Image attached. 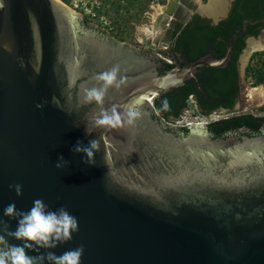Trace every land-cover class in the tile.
<instances>
[{
	"label": "water",
	"instance_id": "water-1",
	"mask_svg": "<svg viewBox=\"0 0 264 264\" xmlns=\"http://www.w3.org/2000/svg\"><path fill=\"white\" fill-rule=\"evenodd\" d=\"M209 2L169 0L153 21V36L140 30L137 41L163 48L169 29L171 40L192 14L212 23L224 19L228 1L215 16L199 11ZM85 24L93 26L58 0H0V220L15 231L17 220L3 209L15 203L26 212L36 199L76 217L79 231L71 241L26 250L29 256H59L83 245L81 264H264V128L256 136L240 129L215 138L207 124H193L184 126L187 134H175L181 127L169 131L152 119L147 101L182 86L199 67H224L246 21L222 58L199 57L162 74L144 57L131 70L137 54L89 33ZM249 40L264 47V29L245 49ZM113 67L120 86L109 87L100 104L87 101L86 91L101 88L99 74ZM113 107L122 121L129 108L139 116L131 125L86 135L85 125ZM238 110L244 108L220 112ZM99 138L95 165L84 164L73 146ZM60 156L69 163L57 169ZM14 184L23 186L19 197L9 187Z\"/></svg>",
	"mask_w": 264,
	"mask_h": 264
},
{
	"label": "trees",
	"instance_id": "trees-1",
	"mask_svg": "<svg viewBox=\"0 0 264 264\" xmlns=\"http://www.w3.org/2000/svg\"><path fill=\"white\" fill-rule=\"evenodd\" d=\"M263 0H234L228 17L220 21L216 27H208L209 21L203 20L195 16L187 23L188 27L191 25L198 26L199 30H192L188 27L189 35L193 39H185L184 33L179 36V41L183 44L187 42L200 41L198 53L190 55L192 59L197 58V54L205 51L207 47H214L216 51V58L220 59L224 56L226 50V43L229 37L235 32L241 31V23L246 21L245 31L242 36L233 41V48L236 53L228 63L221 68L199 67L196 74L192 77L196 79V83L191 79L187 80L184 85L178 88L182 93L178 96L176 91L164 94L160 102L155 101L151 109L156 111L165 121L178 120L184 112V100L192 96L197 112L204 115L211 111L216 112L220 108L231 109L238 101L240 91L237 87L239 81L238 75V57L244 49V43L241 38L244 36H255L257 30L264 26L259 20L263 17ZM196 19V20H195ZM201 26V28H200ZM203 27V28H202ZM219 35L223 41L218 39ZM172 64L166 63V69H171ZM261 79V78H260ZM237 87V88H236ZM186 108V106H185ZM264 128V116H254L252 114H240L226 117L206 125L207 131L215 138H222L231 132L236 134L238 130L245 129L248 131L246 135L256 136L260 135ZM181 133L187 134L188 129L180 128Z\"/></svg>",
	"mask_w": 264,
	"mask_h": 264
},
{
	"label": "clouds",
	"instance_id": "clouds-1",
	"mask_svg": "<svg viewBox=\"0 0 264 264\" xmlns=\"http://www.w3.org/2000/svg\"><path fill=\"white\" fill-rule=\"evenodd\" d=\"M119 69L113 67L109 71L99 74L98 79L103 82L101 88H92L86 91V100L95 101L100 104L103 102L105 92L113 85L120 86L123 81H117ZM47 103V101H45ZM52 103L59 107L58 99L53 96ZM37 108H43L44 103L37 104ZM139 113L133 108H129L126 113V120L122 121V115L115 107L109 113L102 111L94 119L93 125H85L86 135H91L94 128L106 127L109 129H116L126 122L131 125ZM101 148V139H92L88 145L85 146L81 141H78L73 146L72 151L75 154H83L82 162L86 165H95V153L99 152ZM69 161L65 160L63 156L58 157L56 168L61 169L65 167ZM10 189H14L16 195H22L21 184L9 185ZM3 215L17 220V228L11 231L10 225L6 221L0 220V264H81V257L84 253L83 245L65 251L57 256L52 251H46L45 254L37 256L27 255L26 250L40 252V249H54L72 240V234L79 231V225L76 217L70 212L60 207L55 211L49 210L48 206L41 199L33 201V206L28 211H20L17 209L15 203L8 204L3 209ZM11 237L15 240L21 241V245L10 244L5 237Z\"/></svg>",
	"mask_w": 264,
	"mask_h": 264
},
{
	"label": "rangeland",
	"instance_id": "rangeland-1",
	"mask_svg": "<svg viewBox=\"0 0 264 264\" xmlns=\"http://www.w3.org/2000/svg\"><path fill=\"white\" fill-rule=\"evenodd\" d=\"M72 11L82 17V20L106 32V34L117 41L131 43L137 41V29L141 25H150L152 7L157 5L166 6L169 0H60ZM204 3L206 0H200ZM245 49V47H244ZM242 55V52L239 56ZM240 96L236 106H242L244 110L235 113L222 114L220 111L210 114H199L190 103L187 102L185 111L179 118V123L170 122L169 126L183 127L187 123L205 124L226 117L240 114H252L264 116V102H247L244 99L247 88L258 85L264 87V50L253 52L245 62L238 59ZM261 78V79H260ZM248 96V94H247ZM199 124V125H200Z\"/></svg>",
	"mask_w": 264,
	"mask_h": 264
},
{
	"label": "flooded vegetation",
	"instance_id": "flooded-vegetation-1",
	"mask_svg": "<svg viewBox=\"0 0 264 264\" xmlns=\"http://www.w3.org/2000/svg\"><path fill=\"white\" fill-rule=\"evenodd\" d=\"M227 1H228L229 4H228V7H227L226 17L224 19L220 20V21H223V20H225L228 17V15L230 13V10H231V7H232V3L234 2V0H227ZM262 7L264 9V0L262 1ZM195 16H197V17H199V18H201L203 20L209 21L208 27H216L217 24L220 22V21H218L217 23H212V21L210 19H207V18H205L203 16H200L198 14H192L190 16L189 20L187 21V23L189 21H191ZM151 22H152V20H151ZM259 22L260 23H264V11H263V17H262V19L259 20ZM187 23L181 28V30L177 33V35L174 38H172L171 40H170L171 31H173V28L169 29L170 32H167L166 35H165V39L167 41L166 42L161 41V43H164V44L166 43L167 44L166 47H163V48H157V47L144 45V44H141L139 41H136V40H133L131 43H129L127 41H117V40H114V39L111 40V41L113 43L114 42H119V43L123 44L125 48H128L133 53L137 54V57L139 59L137 58L135 60L134 59L130 60L129 61L130 64L127 66V67L131 68V70L135 71L136 67H137V64H139L140 58L144 57L147 60H150L153 63L157 64L156 71H157L158 74H162V73H164L166 71H170V70H174V69H177V68H181L184 65H186V64H188V63H190V62L195 60V59H192L190 57V55L198 53V50H199V47H200V43H199L200 41H196V42H192V43L187 42L189 44H186V43L182 44L179 41V36L181 34H183V33L186 35V36H184L185 39H189V40L193 39V37L191 35H189V33H188L189 29L199 30L198 26H196L195 23H193L194 25H191L190 27H188ZM84 27H86V29H87V31L89 33H92L93 35H95L98 38L109 37V36L105 35V33L102 30H98V29L94 28L93 26L85 24ZM187 27H188V30L184 31ZM200 28H201V26H200ZM151 29H152V25L151 24L149 26L148 25H141L137 29V31L144 30V31H147L148 33H153V31H151ZM263 29H264V26L259 28L257 30V34L255 36L251 35V36H244L243 38H241L243 40L244 47L246 46V41L250 37H257ZM78 34L80 36H84L83 32L78 31ZM241 36H242V34L239 37H237L235 40H237ZM218 39H220V41H223V38L221 37V35H219ZM158 44H160V42ZM232 46H233V42H232ZM235 51H236V49L231 47L230 60H231V57H233L234 54L236 53ZM215 56H216V51H215L214 47H211V46L207 47V49L205 51L197 54V58L202 57V58H204L206 60L207 59H217ZM238 59H239V57H238ZM166 63H171L172 64V68L169 69V70L166 69ZM237 65H238V61H237ZM195 74H196V72H195ZM238 75H239V69H238ZM191 79L195 82V84H197L195 78L193 79L192 77H190V79H188V80H191ZM185 82L183 83V85L185 84ZM237 87H238V89L240 91L241 87H240L239 81H238ZM178 88L173 90V91H176L175 93H177L178 96H179L182 93V91L178 90ZM162 96L163 95L157 96V97L154 96V97H151V98H147V101H149V102L151 101L152 102V104L149 106L148 110L150 111L152 119H155V120L159 121V123H161L162 125L168 127V129H169V128H171L169 125H170V122H172V120L165 121L164 119L161 118V116L155 110L152 111L153 109H151L152 106L154 105L155 101L160 102ZM239 96H240V94H239ZM184 101H185L184 102L185 104L183 106V109L185 110V106H186V104L188 102V98L186 100H184ZM220 109H225V108H220ZM220 109H218L217 111H220ZM205 112L206 111H203L202 114H205ZM212 112H214V111H211L210 113H212ZM210 113H208V114H210ZM205 129H206V126H205ZM169 131H172V130L169 129ZM172 132L175 133V134H180L181 133L180 129H173Z\"/></svg>",
	"mask_w": 264,
	"mask_h": 264
},
{
	"label": "bare ground",
	"instance_id": "bare-ground-1",
	"mask_svg": "<svg viewBox=\"0 0 264 264\" xmlns=\"http://www.w3.org/2000/svg\"><path fill=\"white\" fill-rule=\"evenodd\" d=\"M58 1L60 3H62L60 0H58ZM63 5H65V4H63ZM167 6L157 5V6L152 7L153 14H151V18H150V21L152 20V24L151 25H153V21H155L157 19V17L161 13L165 12L166 10H168ZM223 6H224V0H210L209 4L200 5L199 11L201 13H203V14L215 16V15L219 14L222 11ZM144 32H147V31H144ZM151 35L153 36V33H151ZM262 50H264V47H261L259 45L258 41L249 40L248 41V47H247V49H245V52L243 54V61H246L248 59V57L253 52H258V51H262ZM247 94H248V96H247ZM246 98H247V102L248 103L251 102V101H257L259 103H263L264 102V87L262 85H258V86L253 87V88H247V90H246ZM196 125H199V124H196Z\"/></svg>",
	"mask_w": 264,
	"mask_h": 264
},
{
	"label": "built area",
	"instance_id": "built-area-1",
	"mask_svg": "<svg viewBox=\"0 0 264 264\" xmlns=\"http://www.w3.org/2000/svg\"><path fill=\"white\" fill-rule=\"evenodd\" d=\"M188 101H190V103L192 104V106H193V108L195 109V110H197V108H196V104H195V101H194V99H193V97L192 96H189L188 97ZM152 104V102L150 101V105ZM185 111V110H184ZM179 120V119H178ZM178 120H176V121H172V122H176L177 124L179 123V121ZM214 121H217V120H214ZM213 121V122H214ZM205 124H208V123H210V122H204ZM200 124V123H199ZM187 125H191V123H187V124H185V126H187ZM184 127V126H183Z\"/></svg>",
	"mask_w": 264,
	"mask_h": 264
}]
</instances>
